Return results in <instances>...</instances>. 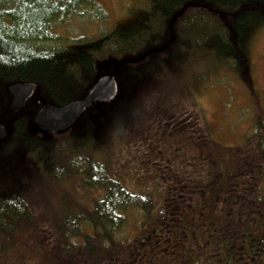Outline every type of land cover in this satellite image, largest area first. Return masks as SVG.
<instances>
[{"label": "trees", "instance_id": "1", "mask_svg": "<svg viewBox=\"0 0 264 264\" xmlns=\"http://www.w3.org/2000/svg\"><path fill=\"white\" fill-rule=\"evenodd\" d=\"M146 12H150L147 25L128 28L119 40L117 28L105 32L99 27L75 36L57 32L66 29L73 17L105 23L107 13L95 0H0V112L9 100L7 84L15 81L35 82L43 101L62 105L82 97L100 74L117 67L120 92L121 84H126L121 75L128 73L130 85H139V90L141 79L151 77L141 93L145 96L161 84L176 82L172 67H184L182 71L192 75L194 67L208 61L215 69L245 77L254 133L241 144L223 146L194 109L168 115L154 112L152 106L144 118L138 102L132 104L126 121H133L131 128L135 126L142 138L126 142L118 135L117 153L111 142L102 145L109 156L104 160L93 154L101 151L98 143L91 147L89 141L97 139L95 120L106 103H90L68 130L46 134L32 125L41 106L32 95L23 108L3 119L8 139L0 157L8 168L13 162L7 158L16 153L30 169L26 160L30 156L39 176L28 172L32 183L13 177V191L0 190V241L16 233L27 242L29 230L47 226L45 215L42 219L29 215L32 207L36 211L32 202L37 197L32 195L43 204L48 184L61 180L64 170L100 195L84 211L81 203L75 204L76 209L71 202L62 206L66 246L60 244L53 254L46 246L38 249L42 262L264 264V240L258 237H264L263 107L245 74L248 28L264 24V0H155ZM251 136L254 148L246 143ZM114 155L123 160L120 169ZM124 162L134 178L127 172L122 175ZM121 176L136 181L137 189H128ZM131 208L144 220L141 231L130 241L116 240L113 235L126 221L121 213ZM35 218L43 226H37ZM84 223L90 232L80 230ZM72 237H81L82 243L76 244Z\"/></svg>", "mask_w": 264, "mask_h": 264}, {"label": "rangeland", "instance_id": "2", "mask_svg": "<svg viewBox=\"0 0 264 264\" xmlns=\"http://www.w3.org/2000/svg\"><path fill=\"white\" fill-rule=\"evenodd\" d=\"M95 1L102 5L107 13V20L105 23H102L101 21L91 23L87 17H73L68 21L66 29H60L57 32L62 33V30H64L63 32H65L66 35L71 34L75 36L86 31L92 33L95 31V28L99 27H102L105 32L109 29L117 28L120 30V33L116 35V37L119 40H123L125 38L123 34H125V31H127L128 28L137 24H139L140 27L147 25L150 18V12L146 11L150 4L155 0ZM245 52L247 61L245 74H247V81H251L253 84V90L258 94L262 103L263 113L261 114L262 121L264 122V24L262 25L261 23L255 28H248ZM183 69L184 67H172L173 78L177 79L176 82L174 81L171 84H161L157 90L152 93L147 92L145 96L141 93H143V89L150 84V76H144L141 79L142 85L140 84V87L142 88L140 90L138 87L139 85H130L131 80L126 78L128 73L127 75L120 76L122 80H126L125 87L120 83L121 92L119 91L118 97L116 99L114 98V101L111 100L112 102H106V105L101 109V115L95 120L94 133H96L97 139H91L89 141L91 143L89 146L92 147L93 144L97 142L101 148V151L93 152L96 158H104V160L109 158L108 152L106 153L105 150L106 148H102V145H107L109 142L114 145L115 151L118 149L115 144L118 135H121L122 139L126 142L128 140L142 138L140 132H135V126H132L131 128L133 121H126L127 112L133 108L132 104L138 105V102H140V106L142 107V113H140V115L144 118L148 111L151 110L152 106L154 112L162 110L168 115H175L177 112L184 113L189 111V108H191L193 112L194 109L199 114L201 122L206 124L211 130L212 138L223 146L241 144L246 135L250 134L251 131L254 133L253 126L255 123L252 115L253 107L250 102V92L246 88L245 77L242 75L239 76L232 71L229 72L225 68L215 69L208 61L199 68L194 67L192 75L190 71L189 73L185 71L183 72ZM180 73H182L184 77L181 78ZM196 75H199L200 77L197 79ZM193 77L195 81L193 80ZM195 87H197V89ZM137 97L138 99L134 101ZM96 113L99 112L97 111ZM138 113L139 111H137V115ZM7 139L6 135V137L0 141V148H2V145ZM249 140L250 141L246 143H250V148H254V142H252L254 137L251 136ZM98 145H96V150ZM259 152H261V150ZM89 156L92 158L91 154H89ZM7 159L10 160L9 163L13 162L12 165H8V168L0 157L1 191L6 188H9V191H13L11 190V184L14 181L11 179L13 177L17 176L16 178L22 179L24 182L32 183L29 174L36 173L39 176L38 169L34 167L36 163L30 156L29 159H26L28 168L30 169H27L26 164L21 162V160L19 161V155L16 153L9 156ZM113 159L117 165L116 169H120L123 160L121 161L117 155H114ZM124 163L125 165L121 171L122 175L127 172L130 177L134 178V175H131L132 171H130L127 166L128 163ZM15 164L17 165L14 168L15 170L11 169V166H15ZM20 168H26V173ZM61 174V180L52 181V183L48 184V188H46L45 193L42 195V197L45 198L43 204L39 203L40 198H38V196L33 197L32 195V198L34 199L37 197L32 202V204L36 203V211L34 212L32 207L29 215L32 218H40L45 215L46 219L43 218V220H45L44 225L47 226H45V228L43 227L41 231L39 230V227L37 229L34 228L33 230H27L28 234H30V240L27 242L26 239L23 238L25 236H18L16 233H13L12 238H6L5 240L2 238L0 245H3L4 242H8V244H5L2 247L3 251H0V255H2L0 263L49 264L47 261L42 262V259L40 260V255L36 251L40 248L41 251L42 247L46 246L48 250H53V254L54 248L60 250V244L64 247L66 246L63 242L65 243L66 241L65 233L68 227L65 228V225L62 226V206L66 202H71L70 207L76 209L75 204L81 203L84 206L81 207L83 208L81 211H84L85 207L91 206L92 201L94 202V200L100 195V192L95 189L86 190L80 178L72 175L67 176V173L64 170H62ZM120 180H123V184L128 189H137L136 181L131 180L129 177L121 176ZM135 211L131 208V210L123 211L121 213L126 217V221L122 228L113 235L116 240H124L125 242L130 241L141 231L144 220H142L140 214ZM84 214L89 216L87 212H84ZM64 218L67 221L66 217ZM36 220L37 226H43V221ZM87 221L88 219L86 222ZM86 225L87 224L85 223L83 226L80 225V230H83L85 233L91 231L90 226L88 227ZM258 237L264 240V237ZM39 238L40 240H43L44 243L47 240V244L36 243ZM56 240L58 242L53 245ZM71 240L76 244L82 243L81 237H72ZM244 249H246V247H244ZM46 253L44 255H46ZM48 254L50 256L52 255L51 252H48ZM15 259H17L19 263L14 262L13 260Z\"/></svg>", "mask_w": 264, "mask_h": 264}, {"label": "water", "instance_id": "3", "mask_svg": "<svg viewBox=\"0 0 264 264\" xmlns=\"http://www.w3.org/2000/svg\"><path fill=\"white\" fill-rule=\"evenodd\" d=\"M117 68L110 73L99 75L81 98L70 100L62 105L43 101L38 95V86L33 81L12 82L7 85L10 98L7 107L0 112V119L6 118L9 112L23 108L34 94L41 106L33 116V127L46 134L63 132L77 121L91 102H108L118 95ZM6 133L5 126L0 121V141L6 137Z\"/></svg>", "mask_w": 264, "mask_h": 264}]
</instances>
